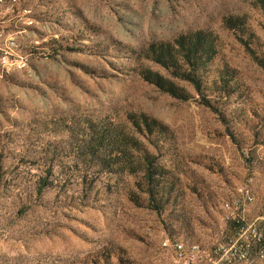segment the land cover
Wrapping results in <instances>:
<instances>
[{
    "label": "rangeland",
    "instance_id": "rangeland-1",
    "mask_svg": "<svg viewBox=\"0 0 264 264\" xmlns=\"http://www.w3.org/2000/svg\"><path fill=\"white\" fill-rule=\"evenodd\" d=\"M241 187L263 212L264 0L0 7V264H173Z\"/></svg>",
    "mask_w": 264,
    "mask_h": 264
},
{
    "label": "built area",
    "instance_id": "built-area-1",
    "mask_svg": "<svg viewBox=\"0 0 264 264\" xmlns=\"http://www.w3.org/2000/svg\"><path fill=\"white\" fill-rule=\"evenodd\" d=\"M5 7L7 12L12 8L6 4ZM242 187L234 194L237 202L224 208L225 225L222 234L215 238V250L193 259L184 243L170 244L164 237L163 246L175 254V264H264V212L243 214Z\"/></svg>",
    "mask_w": 264,
    "mask_h": 264
},
{
    "label": "bare ground",
    "instance_id": "bare-ground-1",
    "mask_svg": "<svg viewBox=\"0 0 264 264\" xmlns=\"http://www.w3.org/2000/svg\"><path fill=\"white\" fill-rule=\"evenodd\" d=\"M17 3H18V0H0V7H4L5 4L6 6L14 7L15 5H17ZM24 13L28 14L29 12L28 10H26L25 12H23V14ZM4 62L7 64L5 65L6 72H7V69H9L8 73H10L11 67H12V64L10 62V57H5ZM236 202H237V198L231 201H226L223 205V211H224V208L227 207L228 204H234ZM241 202L243 206V214H252V212H254L256 199L250 189H247L241 193ZM259 212H262V211H259ZM167 238L170 244L184 243L185 246L188 247V254L192 256L193 259H200L203 253H208L211 250H215V240L212 242H203V241L193 242L191 240L178 241V240H173L169 237ZM163 245H164V240L162 242V248L168 252V254L171 257L172 263L175 264V254L171 252L167 246H163Z\"/></svg>",
    "mask_w": 264,
    "mask_h": 264
},
{
    "label": "trees",
    "instance_id": "trees-1",
    "mask_svg": "<svg viewBox=\"0 0 264 264\" xmlns=\"http://www.w3.org/2000/svg\"><path fill=\"white\" fill-rule=\"evenodd\" d=\"M203 40H204V37H201V35H198V37L195 39V40H191L190 41V43H189V47H192L193 49H188V53L190 54V55H192V51H193V57L192 58H194V60H198V57H200V53H201V50L203 49V44L204 43H202L203 42ZM180 46H182L183 48H185L186 47V42H185V40H183V39H181V41H180ZM189 47H186V48H189ZM203 52H204V49H203ZM205 53V55L207 56V60H210V59H212L213 58V56H214V53H212V50L211 49H206V51L204 52ZM185 57V59H186V61L190 64H192L193 65V63H192V60H191V57H189V56H184ZM161 60H164V59H161ZM163 63V62H162ZM167 63H165V65H166ZM167 66H170L169 64H167ZM195 69H197L198 68V65H194L193 66ZM190 77H195L193 74H191V76ZM167 237H169V238H171V239H173V240H178V241H187V240H183V239H180V238H176V237H171V236H167Z\"/></svg>",
    "mask_w": 264,
    "mask_h": 264
}]
</instances>
